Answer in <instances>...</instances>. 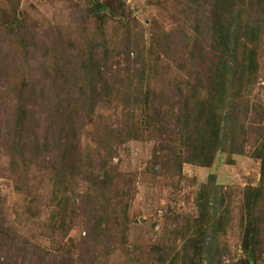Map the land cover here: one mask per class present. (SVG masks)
I'll list each match as a JSON object with an SVG mask.
<instances>
[{"label": "rangeland", "instance_id": "obj_1", "mask_svg": "<svg viewBox=\"0 0 264 264\" xmlns=\"http://www.w3.org/2000/svg\"><path fill=\"white\" fill-rule=\"evenodd\" d=\"M217 1L203 6V0H0V264H42L44 255L33 251L37 243L56 247L55 264H209L212 257L215 264H264V178L253 139L241 154L218 152L210 165L183 163L179 168L176 158L162 148L157 130L142 132L139 139L126 137L133 107L128 95L148 92V104L142 98L146 108L155 100L163 110L173 100V87L168 91L162 85L166 75L187 81L186 70H196L188 63L191 58L194 64H214L218 17L216 10L214 16L209 11ZM221 3L220 20L228 22L239 11L244 25L249 22L261 33L253 43L241 38L236 45L242 47L239 55L244 44L256 51L259 68L247 98L264 104V0ZM196 45L201 52L192 50ZM136 76L143 78L142 89L136 86ZM131 85L134 90L127 92ZM80 86L85 93L95 89V129L87 118L90 112L83 114L80 108L88 109L90 101L77 108ZM22 93L27 94L24 99ZM22 106L29 114L24 134L17 127ZM139 116L143 123L148 121L141 109ZM250 120L253 113L244 123ZM111 131L110 168L132 179L120 187L124 198L111 208L127 205L128 231L122 226L123 212L118 217L104 213V236L86 240L81 216L93 207L86 198L81 208L86 181L77 183V177L68 184L76 189V203L68 212L78 219L58 251L61 238L46 237L39 224L49 218L40 211L56 206L49 205L48 192H31L24 182L47 181L50 170L40 167L45 162L50 168L53 161L56 165L64 149L69 153L66 171L100 173L95 161L86 166L87 149L96 145V137L110 139ZM22 138L28 143L35 138L41 146L47 142L52 151L45 162L41 158L31 164L27 178L23 170L15 174L11 169L12 151L24 146L31 152ZM247 187L261 190L254 210L259 230L252 258L245 242ZM51 224L60 226L59 221Z\"/></svg>", "mask_w": 264, "mask_h": 264}, {"label": "trees", "instance_id": "obj_2", "mask_svg": "<svg viewBox=\"0 0 264 264\" xmlns=\"http://www.w3.org/2000/svg\"><path fill=\"white\" fill-rule=\"evenodd\" d=\"M217 2L218 5H215L214 2L211 11H209L213 14V11L216 10L215 16L218 17V20L214 19L217 21L214 30L216 40H218L214 64L212 63L209 66L199 63L194 64L191 62L193 61L191 58L188 63L195 66L196 70L193 72L188 69L186 70L187 81H178L166 75L162 80V85L166 86L168 91L173 87V91L171 92L173 100L167 101L163 110L159 104L156 105L155 100L149 108H146V103H142V98H145L148 104L150 100V93L148 92L144 93L142 90H137V92L128 95L133 107L130 115V131L126 133V137L128 140L131 138L139 139L145 132L155 133V130H157L162 148L167 149L168 157L174 156L176 158L175 162L179 165V168L183 163L201 164L202 166L210 165L213 163L218 152L241 154L244 151L246 143L250 139H253L251 142L256 147V155L262 160V174L264 178V104L259 102L252 103L247 98L250 95V88L256 80L259 68L255 58L256 51L244 44L243 51L239 55V49L242 47L238 48V45H236L240 42L241 38L253 43L260 38L261 33L257 29H254L249 22L244 25L242 17L239 15L242 12L239 11L237 12L238 16L232 17V20L228 22L222 21L224 18L217 12L222 4V0H218ZM202 4L203 6H208L209 2L208 0H203ZM212 14L210 16H214ZM17 34H21V32ZM184 49L187 48L185 47ZM192 50L201 52V48L197 45ZM127 52L129 54L131 51ZM175 65L181 69L180 66ZM136 77H138L136 80L139 82L136 83V86L142 89L139 86L144 82L143 78L140 76ZM131 88L132 85L127 88V92L134 90V88ZM78 90L81 92L79 96H82V99L78 100L77 108L82 101H90L88 109L84 105L80 106V108L83 114H86V111L90 112L87 118L90 120L89 124L95 129L94 122L92 121L93 115H95L93 114L95 110L92 105L94 102L92 98L96 95L95 89L89 93H85L84 88L80 86ZM87 94L88 96H86ZM119 94H122V92H119ZM25 96H27L25 93L19 95L20 99H24ZM140 109L147 117V122L143 123L140 120ZM151 110H153L152 113ZM252 113L253 120H250L249 124L244 123V121L250 119ZM19 114L17 127L24 134L28 128L27 119L29 117L25 106L19 108ZM155 122H158L160 125L157 126ZM240 128L243 130V133H239ZM121 131L123 130H118V133L120 134ZM142 132L144 133L142 134ZM113 135V131H111L110 139L107 136L101 137L105 141L96 137L94 139L96 145L87 149L89 159L86 166L89 167L91 162L95 161L100 173L89 171L75 175L66 171L64 161L69 159V153L66 149L63 150L61 158L56 165L53 161L51 168L46 166L47 155H51L52 152L51 146L47 142L41 146L40 141L35 140V138L31 143L22 138L28 146L30 145L31 152L26 149L29 147L24 148V146L19 150L12 151L11 169H13L15 174L21 173L23 170L27 178L31 174L30 168L38 163L41 158H43L41 161H44L45 164L40 168L50 170L49 178L47 181L44 178L42 185L26 181V183L24 182V186L30 189V191L33 188L34 190H41V192H48L49 205L56 206V209L50 211L47 210L48 208L40 211L41 217L45 215L49 218L41 219L39 224L42 227L44 226L46 237L52 240L57 237L61 238L58 251L60 248H64L65 243L63 239L69 235L71 229L74 228L75 219H78L75 213L68 212L76 203V189L69 188L68 184L71 182V179L76 182L77 177V183L86 181L87 193L81 199L79 197L81 208L84 209L86 198L89 199L88 202L93 207L91 212L81 216L82 219H85L83 231L87 234L86 240H96L97 238L99 240V238L104 236L103 227L106 222L100 219L104 213L118 217L120 216V212H123L122 216L124 219L122 226L124 229L127 228L128 231L131 219H128L126 216L127 205L122 206L120 210L111 208L112 203H116L118 200L124 198L120 187L125 186L126 183L132 180L128 178L129 174L119 173L114 167L110 168L114 158L112 155L114 146L111 142ZM101 144L102 146H100ZM25 152L31 153L32 157L29 159ZM181 152H187L189 158H184L185 155H182ZM32 163L33 165L31 166ZM73 164V168H75L76 164ZM122 179H125L123 184L120 183ZM18 188L21 187L18 186ZM69 190H72V193ZM91 192L97 193V196H93ZM260 195V188L247 187L245 189V207L248 213V229L245 242L250 250L253 249V246L258 241L259 227L254 210L260 202ZM29 204L34 205L32 201ZM94 213L99 214L100 217L97 218ZM58 221L60 222L59 228L51 224ZM33 249V251L37 250L35 252L37 256L44 255L41 258L42 264H55L53 263L54 257L52 255L55 254L54 250L56 247L46 248L37 243ZM251 252L252 250L249 252L250 258H252ZM215 260L212 257L209 264H215Z\"/></svg>", "mask_w": 264, "mask_h": 264}]
</instances>
